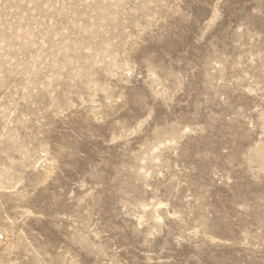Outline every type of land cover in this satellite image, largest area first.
<instances>
[{
  "label": "rangeland",
  "instance_id": "374dc122",
  "mask_svg": "<svg viewBox=\"0 0 264 264\" xmlns=\"http://www.w3.org/2000/svg\"><path fill=\"white\" fill-rule=\"evenodd\" d=\"M0 264H264V0H0Z\"/></svg>",
  "mask_w": 264,
  "mask_h": 264
}]
</instances>
